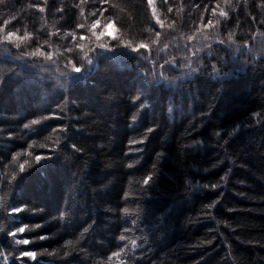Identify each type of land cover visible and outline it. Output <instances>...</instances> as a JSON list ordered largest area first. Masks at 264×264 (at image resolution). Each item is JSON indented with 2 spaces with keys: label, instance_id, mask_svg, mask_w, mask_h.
Returning <instances> with one entry per match:
<instances>
[{
  "label": "trees",
  "instance_id": "16d2710c",
  "mask_svg": "<svg viewBox=\"0 0 264 264\" xmlns=\"http://www.w3.org/2000/svg\"><path fill=\"white\" fill-rule=\"evenodd\" d=\"M9 33L0 264H264L262 0H0Z\"/></svg>",
  "mask_w": 264,
  "mask_h": 264
},
{
  "label": "snow or ice",
  "instance_id": "6c2138e0",
  "mask_svg": "<svg viewBox=\"0 0 264 264\" xmlns=\"http://www.w3.org/2000/svg\"><path fill=\"white\" fill-rule=\"evenodd\" d=\"M102 2H104V0H102ZM152 2H153V0H148L149 6L152 5ZM245 2H247V0H245ZM262 2H264V0H262ZM37 7H39V6L37 5ZM40 11H44V9L43 8H40ZM222 14L226 15V13H222ZM209 23H211V21ZM77 27H83V25H77ZM11 35H12V33H9L7 37H0V39H9L11 37ZM157 35H159V33H157ZM228 39L231 40L232 37L229 36ZM139 47H140V45H137V48H139ZM75 71L76 72H79L80 69L79 68H75ZM142 107H143V105H142ZM133 119H135V117H133ZM149 131H151V129ZM73 147H75V145H73ZM39 159H41V157H37V160H39ZM148 179H149L148 177L145 178V183L148 182ZM214 187H216V186L213 185V188ZM125 195H127V193H125ZM11 211L14 212V213H20V212L24 211V209L23 208H11ZM34 227H40V225H35ZM27 229H28V226L27 225H22L21 227L16 228L14 230V232H9L8 235L14 237L16 232H25ZM45 238H46L45 236H41L40 237V239H45ZM16 242L19 243V244H29L32 241H30L28 239H23V240H18ZM67 255H68V253L66 252L65 253V256H67ZM113 255L115 256V255H117V253H113ZM20 256L21 257H30L32 259H35L36 253L35 252H32V251H21L20 252Z\"/></svg>",
  "mask_w": 264,
  "mask_h": 264
},
{
  "label": "rangeland",
  "instance_id": "374dc122",
  "mask_svg": "<svg viewBox=\"0 0 264 264\" xmlns=\"http://www.w3.org/2000/svg\"><path fill=\"white\" fill-rule=\"evenodd\" d=\"M112 29H113V28H112V26L108 28V30H107V31H108V33H109V34H111V33H112Z\"/></svg>",
  "mask_w": 264,
  "mask_h": 264
}]
</instances>
